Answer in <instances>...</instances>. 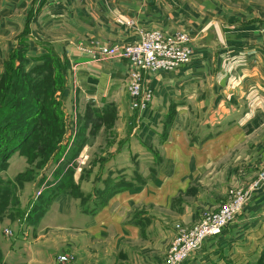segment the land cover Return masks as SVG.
I'll return each mask as SVG.
<instances>
[{"label":"rangeland","instance_id":"1","mask_svg":"<svg viewBox=\"0 0 264 264\" xmlns=\"http://www.w3.org/2000/svg\"><path fill=\"white\" fill-rule=\"evenodd\" d=\"M104 46L113 47L84 45L102 69L120 60L103 57ZM232 55L226 53L222 69H234L228 64ZM42 57L29 55L28 45L22 50L20 43L0 55V264H171L178 232L189 234L238 192L246 194L241 214L264 185V125L243 124L238 136L250 135L244 142L207 141V130L197 127L211 114L195 110L186 93L162 92L143 81L151 101L136 109L129 75L111 89L96 71L102 84L97 94L112 98L99 103L90 98L97 86L77 84L80 76L67 55ZM42 64L53 74L36 88L31 79L39 71L33 69ZM89 77L91 71L82 75ZM23 94L30 105L38 103L37 111L24 112L29 104ZM180 125L183 136L176 140ZM252 164L255 172L244 176ZM143 185L151 204L119 203L101 213L108 194ZM62 190L74 201L62 203L63 213H49L46 201ZM41 210H47L42 219Z\"/></svg>","mask_w":264,"mask_h":264},{"label":"crops","instance_id":"2","mask_svg":"<svg viewBox=\"0 0 264 264\" xmlns=\"http://www.w3.org/2000/svg\"><path fill=\"white\" fill-rule=\"evenodd\" d=\"M142 30L192 36L195 53L189 65L169 73L148 72L144 82L162 92L186 93L184 98L194 103L195 110L211 114L197 127L207 130V141L244 142L250 135L238 136L243 124L264 125V0H0V55H8L22 38L29 55H67L80 76L77 84L97 86L96 94L90 95L95 102L112 98L97 94L102 84L94 72L102 74L104 86L115 89L127 83L128 68L125 60H112L102 69L84 45H132L140 40ZM230 52L228 64L234 69L227 70L225 64L222 69ZM89 71L93 78L82 79ZM177 126L176 140H180L183 134ZM214 126L217 132L211 134ZM254 172L252 164L244 176ZM151 196L144 185L124 190L100 211H112L119 203L126 208L142 200L151 204ZM71 201V196L61 194L48 212L63 213L62 203ZM228 226L222 236L207 239L185 264H264V185Z\"/></svg>","mask_w":264,"mask_h":264},{"label":"built area","instance_id":"3","mask_svg":"<svg viewBox=\"0 0 264 264\" xmlns=\"http://www.w3.org/2000/svg\"><path fill=\"white\" fill-rule=\"evenodd\" d=\"M140 36V40L135 44L124 47L104 46L99 51L107 59L125 60L130 97L136 109L147 108L151 101L152 92L145 90L143 84L145 74L153 71L169 73L185 68L192 62L195 53L194 43L185 32L166 34L160 30H142ZM245 200L246 194L238 192L233 203L224 206L219 213L208 216L189 234H183L185 231L178 232V238L181 239L177 241L178 245L173 250L171 264H182L190 260L207 239L221 235L240 214Z\"/></svg>","mask_w":264,"mask_h":264},{"label":"trees","instance_id":"4","mask_svg":"<svg viewBox=\"0 0 264 264\" xmlns=\"http://www.w3.org/2000/svg\"><path fill=\"white\" fill-rule=\"evenodd\" d=\"M20 46L22 47V50H26V48H27V40L24 38L23 39V41H21V43H20ZM51 58V57H53V58H56L55 57V55L54 54H52L51 52H48V53H46L45 55H43V57L42 58ZM33 70H38L39 72H38V74L37 75H35V77L36 78H34V79H31V84L32 85H34L36 88H38L40 85H41V83H42V81L43 82H45V80L44 79H49L50 77L49 76H51L52 74H53V70H52V68H51V66H48V65H44V64H42L41 65V67H36V68H34ZM47 73V75L45 76V77H43L45 74ZM49 88H51L52 86H51V83H48V85H47ZM13 88L15 89V87L13 86ZM26 94V93H25ZM25 94H23V96H21L22 97V99H27L26 100V102L29 104V105H25L24 106V112H26L27 114H28V111H32V112H34V111H37L36 109H37V107L39 108V105H38V103H36V101H34V103L31 101V103H33L32 105H30V100H32L31 98H29V96L28 95H25ZM13 95H14V97H15V92H13ZM24 101V100H23ZM22 110V111H23ZM16 111H18V108H15L14 109V114H17L16 113ZM22 111H19V115H21L20 113L22 112ZM29 115H30V113H29ZM15 117V116H14ZM16 118V117H15ZM17 124V123H16ZM20 125V124H19ZM20 126H22V125H20ZM16 127H18V126H16ZM50 143H52V141H49V144ZM71 178H72V175L70 174V182H71V184L73 183L72 181H71ZM61 193H63V190L60 192V193H54L53 194V196H51L50 198H48V200L46 201V204H48V206H51V204L53 203V201L55 200V198L56 197H58ZM115 192H113V193H110V194H108V196H107V198L105 199V201H103V203H101V206H104V205H106L107 203H108V201L112 198V196L113 195H115L114 194ZM48 210V209H47ZM46 210V211H47ZM43 211V212H42ZM45 210H41V212L39 213V215H40V217L39 218H43L44 217V214H45V212H46Z\"/></svg>","mask_w":264,"mask_h":264}]
</instances>
